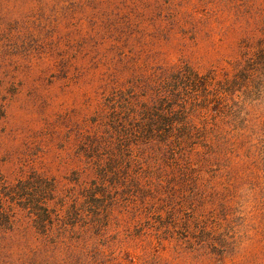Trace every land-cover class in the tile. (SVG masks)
I'll return each instance as SVG.
<instances>
[{
  "label": "rangeland",
  "instance_id": "374dc122",
  "mask_svg": "<svg viewBox=\"0 0 264 264\" xmlns=\"http://www.w3.org/2000/svg\"><path fill=\"white\" fill-rule=\"evenodd\" d=\"M31 177L0 264H264V0H0V181Z\"/></svg>",
  "mask_w": 264,
  "mask_h": 264
},
{
  "label": "trees",
  "instance_id": "16d2710c",
  "mask_svg": "<svg viewBox=\"0 0 264 264\" xmlns=\"http://www.w3.org/2000/svg\"><path fill=\"white\" fill-rule=\"evenodd\" d=\"M35 180V179H34ZM33 180V181H34ZM37 180V179H36ZM47 182L46 179H38ZM32 177L27 180H20L17 183L9 184L0 181V218H8V209L13 208L17 204L18 199L32 198L33 193L28 192L33 188L34 183H31ZM36 182V181H35ZM9 219V218H8Z\"/></svg>",
  "mask_w": 264,
  "mask_h": 264
}]
</instances>
